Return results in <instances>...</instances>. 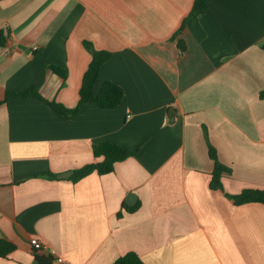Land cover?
Instances as JSON below:
<instances>
[{
  "label": "crops",
  "instance_id": "obj_1",
  "mask_svg": "<svg viewBox=\"0 0 264 264\" xmlns=\"http://www.w3.org/2000/svg\"><path fill=\"white\" fill-rule=\"evenodd\" d=\"M194 2L0 0V101L43 97L0 104V238L16 244L0 264H113L129 251L146 264H264V203L228 195L264 189V0H210L181 30ZM85 40L112 52L96 90L113 80L125 97L69 117L50 101L78 105ZM206 130L232 169L223 189ZM105 140L134 154L69 178Z\"/></svg>",
  "mask_w": 264,
  "mask_h": 264
},
{
  "label": "trees",
  "instance_id": "obj_2",
  "mask_svg": "<svg viewBox=\"0 0 264 264\" xmlns=\"http://www.w3.org/2000/svg\"><path fill=\"white\" fill-rule=\"evenodd\" d=\"M210 0H195L192 10L183 23L182 28L185 27L186 21L198 16L204 12L209 6ZM7 34V33H6ZM5 30H0V44L3 45L2 38L6 35ZM85 45L92 51L93 59L86 70L82 86L80 89V99L78 105L74 108L66 107L64 104L57 101H50V103L61 113L71 117L78 113L85 103H97L103 108H114L119 106L125 97V89L123 86L113 80H106L101 86L100 90H96L97 83L99 81L101 71L105 62L109 60L112 55L111 51L98 50L93 46V43L85 40ZM264 48V45H263ZM51 69L61 75L64 79L68 77V70L56 65H51ZM14 95H36L42 97V95L35 90H28L25 92L7 91L6 98L1 103L7 102L9 97ZM261 98H264V90L260 94ZM43 98V97H42ZM206 137L209 142L210 155L215 160V168L213 171V178L211 181V187L213 189H223L222 177L224 173H232V169L225 165L218 155L216 147L209 141L208 131L206 130ZM93 153L95 161L86 164L83 167L72 170L69 175L74 181H78L90 173L97 171L99 174H107L115 170L116 164L119 161L125 160L134 154V151L130 148L123 146L119 143L105 140L99 143H95L93 146ZM52 175V174H51ZM235 199V203L243 204L248 202H261L264 203V189L260 188H247L240 194L230 195ZM140 203L136 205H128L125 203V208L133 212L138 209ZM120 212L119 215H121ZM16 249V244L8 239L0 238V255L8 256ZM53 257L44 254H36V264H51ZM113 264H146L141 255L135 251H129L120 257H118Z\"/></svg>",
  "mask_w": 264,
  "mask_h": 264
},
{
  "label": "built area",
  "instance_id": "obj_3",
  "mask_svg": "<svg viewBox=\"0 0 264 264\" xmlns=\"http://www.w3.org/2000/svg\"><path fill=\"white\" fill-rule=\"evenodd\" d=\"M33 246L36 251H40L44 248L43 242L37 238L33 240ZM59 264H71L69 261L65 260L64 258H58Z\"/></svg>",
  "mask_w": 264,
  "mask_h": 264
},
{
  "label": "water",
  "instance_id": "obj_4",
  "mask_svg": "<svg viewBox=\"0 0 264 264\" xmlns=\"http://www.w3.org/2000/svg\"><path fill=\"white\" fill-rule=\"evenodd\" d=\"M130 203H131V200L129 199Z\"/></svg>",
  "mask_w": 264,
  "mask_h": 264
}]
</instances>
